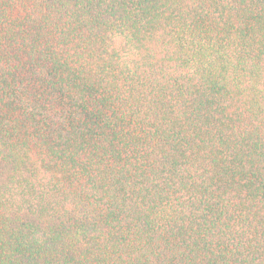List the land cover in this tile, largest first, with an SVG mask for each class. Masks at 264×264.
I'll use <instances>...</instances> for the list:
<instances>
[{
	"label": "trees",
	"instance_id": "16d2710c",
	"mask_svg": "<svg viewBox=\"0 0 264 264\" xmlns=\"http://www.w3.org/2000/svg\"><path fill=\"white\" fill-rule=\"evenodd\" d=\"M0 264H264V0H0Z\"/></svg>",
	"mask_w": 264,
	"mask_h": 264
}]
</instances>
